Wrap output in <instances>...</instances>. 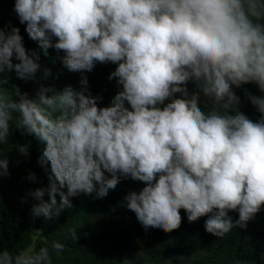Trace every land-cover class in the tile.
<instances>
[{
	"label": "clouds",
	"instance_id": "1",
	"mask_svg": "<svg viewBox=\"0 0 264 264\" xmlns=\"http://www.w3.org/2000/svg\"><path fill=\"white\" fill-rule=\"evenodd\" d=\"M13 11L44 56L63 53V67L80 73L78 90L40 83L35 95L15 84L9 91L4 74L36 83L40 56L19 27L0 22V185L11 175L2 146L13 130L42 144L47 187L21 197L35 201L34 219L58 217L81 193L105 198L122 178L143 184L123 199L145 230H178L183 210L189 223L207 217L205 231L223 237L261 212L264 0H14ZM97 63L116 65L108 80L120 90L107 106L84 75ZM50 75L44 68L42 79ZM236 89L259 119L241 110ZM201 94L211 107H201ZM29 147L16 150L27 158ZM27 180L37 182L36 173L28 170ZM229 212L238 213L235 223ZM64 247L51 244L57 253ZM0 264L52 258L47 246L13 252L0 244Z\"/></svg>",
	"mask_w": 264,
	"mask_h": 264
},
{
	"label": "trees",
	"instance_id": "2",
	"mask_svg": "<svg viewBox=\"0 0 264 264\" xmlns=\"http://www.w3.org/2000/svg\"><path fill=\"white\" fill-rule=\"evenodd\" d=\"M13 5L14 0H0V22L7 24L11 21L20 28L25 47L39 54L41 68L36 73V83H24L14 73H5L10 83L4 87L11 91L15 84L30 95H35L40 83L53 85L57 90L66 85L78 90L80 73H70L63 67L58 58L63 53L58 54L50 48L48 56L43 55L37 43L27 36L25 25L19 23ZM115 67L111 63H97L92 72L84 73L92 94L102 96L103 106L109 105L112 96L120 90L115 80H108ZM44 68L50 69L52 74L47 80L42 79ZM57 76L58 79L55 78ZM187 87L190 92L197 91L192 82ZM244 88L253 95H261L255 85H245ZM236 93L241 98V110L250 119H259V113L244 97L243 90L236 89ZM200 100L203 107L208 98L201 94ZM208 106L211 107L210 100ZM13 131L8 144L2 146L10 160L11 175L0 185V244L9 250L34 248L38 251L40 247L47 246L52 264H165L166 261L171 264H264V207L247 222L246 228L233 226L223 237H215L205 231L207 217L189 223L183 210L178 230L170 233L153 228L145 230L135 214L124 206V196L143 187L141 182L131 179L122 178L116 189L109 190L105 198L97 199L95 193H81L70 198L73 207L64 209L52 220L45 221L42 216L34 219L30 215V207L35 201L27 197V202L21 203V197H25L30 189L47 187L46 175L38 165L43 145L32 137ZM29 141V156L25 158L17 152L16 145ZM17 160L19 164H16ZM28 170L36 173L37 182L27 180ZM44 199L48 200L47 193ZM228 215L233 223L238 219L236 212ZM52 242L65 245L63 251L57 253L52 249Z\"/></svg>",
	"mask_w": 264,
	"mask_h": 264
}]
</instances>
